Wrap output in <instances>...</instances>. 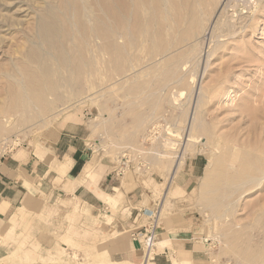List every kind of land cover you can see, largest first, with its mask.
<instances>
[{"label":"rangeland","instance_id":"1","mask_svg":"<svg viewBox=\"0 0 264 264\" xmlns=\"http://www.w3.org/2000/svg\"><path fill=\"white\" fill-rule=\"evenodd\" d=\"M43 1L62 29L53 42L66 45L76 77L47 95L50 107L46 99L47 108L40 103L25 111L10 99L13 92L22 94L18 81L36 70L24 57L28 50L49 51L38 45L35 28ZM36 2L0 0V158L67 128L87 148L90 173L110 170L122 183L154 189L166 202H187L197 217L202 255L200 263L173 258V264H264V178L248 183L251 175H264V0H209L199 28L188 22L169 31L159 8L153 18L136 14L126 28L113 21L115 0ZM220 17L235 22L232 37H225L233 30H225ZM51 51L57 54L58 47ZM66 72L71 74L60 70L62 77ZM119 166L124 172L117 174ZM180 184L186 189L180 191ZM43 210L35 222L46 229L50 216ZM33 222L30 217L26 225ZM161 240L156 237L155 245L168 242ZM70 247L75 264L105 262L77 243Z\"/></svg>","mask_w":264,"mask_h":264},{"label":"crops","instance_id":"2","mask_svg":"<svg viewBox=\"0 0 264 264\" xmlns=\"http://www.w3.org/2000/svg\"><path fill=\"white\" fill-rule=\"evenodd\" d=\"M66 129L0 158V264H75V243L103 256L105 262L94 264H173V258L200 263L197 217L187 202H166L154 189L122 183L110 170L90 173L87 148ZM44 208L50 216L46 229L35 222ZM155 211L156 237L168 242L145 258L138 233Z\"/></svg>","mask_w":264,"mask_h":264},{"label":"bare ground","instance_id":"3","mask_svg":"<svg viewBox=\"0 0 264 264\" xmlns=\"http://www.w3.org/2000/svg\"><path fill=\"white\" fill-rule=\"evenodd\" d=\"M32 1V0H31ZM34 2H36V0H33ZM8 2V1H7ZM221 2V1H220ZM245 2V1H244ZM255 2V0H254ZM253 2V3H254ZM258 2V1H257ZM37 3V2H36ZM52 3V1H51ZM91 3V2H90ZM100 3V2H99ZM115 3H116V11L114 10V12L111 13L112 15V18L114 19L113 21L116 22L117 24V27L119 25H121L122 23H127V22H130L131 20L133 21V18L136 14H139V15H142L144 14V19H147L149 18V16L151 15V17L153 18V14L156 12V9L159 8V12L163 18V22H165L166 24V29L169 31L171 30L173 27L175 28H179V27H182L183 25H185L186 23L190 22L188 25L194 30L195 28H199V24H201V20H202V17L203 15L205 14V9L206 7H208L207 5L210 4L209 3V0H115ZM224 3V2H223ZM7 4V3H6ZM40 4H44V6L48 7L47 3H45V1H43V3H40ZM54 4V3H53ZM111 4V3H110ZM113 4V3H112ZM31 5V4H30ZM35 5V4H33ZM32 5V6H33ZM37 5V4H36ZM233 5V4H232ZM256 5V4H255ZM38 6V5H37ZM107 6V5H106ZM246 6V5H245ZM42 8L43 10H41V15L40 17L38 16L37 18V23H36V31H37V34L36 36L38 37V39L40 38V42H37L38 45H47L49 51H46V54L43 55L40 53V51L38 49H29L28 52H27V55L24 56L26 57V59L30 62V63H33L35 64V68L36 70L33 72L32 70V73L31 74H25L24 75V78L21 80L18 81L19 83V87L20 89L22 90V94L21 95H18L16 96V93H12V96H11V106L16 108V106H20L23 110L25 109L26 110H34L36 109L37 107L39 108L40 103L43 104V102L45 101L46 104L47 102L49 101L47 95L50 94L51 95V98H52V91L56 90L57 88L60 89L59 87L64 88L65 87L63 85H66V87L68 85H70L71 81H73L75 79V74L73 73V66H72V63H71V57H70V53H69V50L67 49L66 45L63 43H54L56 42V40L54 39H59V37L61 36V33H62V29L61 27L59 26H55V23L52 21V19L54 20V16L51 15V12L52 10L51 9H48V8ZM84 7V6H83ZM82 7V10H84ZM27 8V7H26ZM36 8V6H35ZM34 8V9H35ZM233 8V7H232ZM38 9V8H37ZM37 9H35L36 11H38ZM244 9V8H243ZM242 9V10H243ZM31 10V9H30ZM73 10V9H72ZM90 10V8H89ZM143 13H142V11ZM234 10V9H233ZM19 11V10H18ZM23 11V10H22ZM40 11V10H39ZM67 11V10H66ZM87 11V10H85ZM228 11V10H227ZM91 12V11H90ZM103 12V11H102ZM35 13V12H34ZM92 13V12H91ZM90 13V14H91ZM223 13V12H222ZM87 14V13H85ZM110 14V13H109ZM158 14V13H157ZM216 14V13H215ZM218 14V13H217ZM234 15V13H232ZM245 14V12H244ZM252 14V13H251ZM31 15V14H30ZM92 15V14H91ZM101 15V14H100ZM149 15V16H148ZM231 15V14H229ZM236 15V14H235ZM240 15V14H239ZM250 15V14H248ZM247 15V16H248ZM1 16V15H0ZM12 16V14H11ZM68 16V14H67ZM217 16V15H216ZM222 16V15H221ZM232 16V15H231ZM241 16H242V13H241ZM240 16V17H241ZM9 17V15H8ZM7 17V18H8ZM219 17V16H218ZM229 17V16H228ZM233 17V16H232ZM246 17V16H245ZM249 17V16H248ZM221 18V17H220ZM223 18V17H222ZM221 18V19H222ZM28 19V18H27ZM89 19V18H88ZM157 19V18H156ZM227 19V18H226ZM234 19V18H233ZM239 18L237 17V20ZM242 19V18H241ZM244 19V17H243ZM8 20V19H7ZM10 20V19H9ZM36 20V19H35ZM231 20V19H230ZM89 21V20H88ZM222 22H224V20L222 19L221 20ZM229 21V20H227ZM232 21L231 20V24H229V22H227V24H224L225 25V30H233L232 32H223L225 37L228 35H234L235 33V28H234V23L232 24ZM14 22V21H13ZM113 22V23H114ZM221 22V23H222ZM243 22V20H242ZM246 22V21H245ZM68 23V22H67ZM110 23V22H109ZM216 23H218L216 21ZM220 23V22H219ZM218 23V25H219ZM238 23V22H237ZM241 23V22H239ZM247 23V22H246ZM111 24V23H110ZM214 24V23H213ZM244 24V22H243ZM32 25V24H31ZM81 25V24H80ZM88 25V24H87ZM206 25V24H205ZM236 25V24H235ZM239 25L241 26L242 24H238V28ZM69 26V25H67ZM113 26V25H112ZM128 26L130 27V24L127 23L125 24V27L128 28ZM214 26V25H213ZM236 26V27H237ZM247 26V25H246ZM212 27V25H211ZM219 27V26H218ZM221 27V26H220ZM219 27V28H220ZM245 27V26H244ZM86 28V27H85ZM216 28H217V25H216ZM222 28V27H221ZM220 28V30H221ZM69 29V28H67ZM213 29V28H212ZM222 29V30H224ZM244 29V28H243ZM187 30V29H186ZM215 30V28H214ZM218 30V32L220 31ZM230 30V31H231ZM71 32V31H70ZM213 32V31H212ZM221 32V31H220ZM194 33V32H193ZM215 33V32H214ZM211 34V36L215 35V34ZM222 33V34H223ZM237 33V32H236ZM239 33V32H238ZM241 33H243L241 31ZM206 34V33H205ZM237 35V34H236ZM31 36V35H30ZM217 36V35H216ZM222 37V35H220ZM98 37V36H96ZM120 37V35H119ZM232 37V36H230ZM95 38V37H94ZM99 38V37H98ZM97 38V39H98ZM217 37H215V40ZM95 39V40H97ZM52 40V41H51ZM71 41V39H68V41ZM100 40V38L98 39ZM119 40V39H118ZM133 40V39H132ZM219 40V39H218ZM216 41L217 44L220 43L219 41ZM225 40V39H224ZM227 40V39H226ZM54 41V42H53ZM59 41V40H58ZM212 41V40H211ZM223 39L221 40V43L224 44V41ZM81 42V41H80ZM79 42V44H80ZM220 43V45H221ZM37 45V47H39ZM27 46V45H26ZM68 46V45H67ZM52 47H58V53H54L51 51ZM96 48V47H95ZM102 48V47H101ZM27 50V49H26ZM57 50V48H56ZM74 50V49H73ZM71 52V51H70ZM172 52V51H171ZM72 53V52H71ZM165 56V54H163ZM23 56V55H21ZM94 58V57H93ZM24 59V58H23ZM22 60V59H21ZM52 60V61H51ZM51 61V62H50ZM24 63V62H23ZM20 65V64H19ZM85 66H87V64H84ZM65 70L68 68L71 72V74L69 75V73L64 75V77H62V74L60 73V70L61 69H64ZM93 68V67H92ZM23 69V68H22ZM27 71V70H26ZM31 71V70H30ZM89 71V70H88ZM15 72V70H14ZM17 73V72H16ZM60 74V75H59ZM74 82V81H73ZM10 85V84H9ZM57 89V90H58ZM63 89V90H64ZM10 91V90H9ZM215 91V90H214ZM222 91V90H221ZM65 92V91H64ZM63 92V93H64ZM227 94V93H226ZM225 94V96H226ZM54 95V94H53ZM216 95V94H215ZM220 95H221V92H220ZM222 96V95H221ZM47 97V98H46ZM87 97V96H86ZM216 97V96H215ZM51 98H50V101H51ZM57 98V97H56ZM90 98V97H89ZM48 99V101L46 100ZM55 99V98H54ZM59 99V98H58ZM198 99V98H197ZM219 99V98H217ZM49 101V102H50ZM44 102V103H45ZM48 102V103H49ZM198 103V102H197ZM51 104V102L48 104V106ZM43 106H45L43 104ZM51 106V105H50ZM49 106V107H50ZM42 107V106H41ZM46 107V106H45ZM47 108V107H46ZM43 110V109H42ZM41 113V112H40ZM9 116V114H8ZM194 123V121H193ZM192 125V124H191ZM193 126V125H192ZM190 132V130H189ZM192 137V134L189 135L188 139L190 141ZM181 139V138H180ZM185 139V138H184ZM166 142V141H165ZM164 143V142H163ZM171 143V142H170ZM168 143V144H170ZM233 145L231 146V149L233 147L237 148V150L239 151V145L237 143H232ZM172 145V144H171ZM174 145V144H173ZM170 146V145H169ZM173 147V146H172ZM171 147V148H172ZM234 150V149H233ZM232 150V151H233ZM236 150V149H235ZM234 150V151H235ZM232 152V155H233V158H237L238 156V152ZM181 152V151H180ZM240 152V151H239ZM229 153V152H228ZM179 157V156H178ZM232 158V157H231ZM183 159V158H182ZM227 160V159H225ZM231 160V159H229ZM178 160L176 161V163L178 164ZM182 162V161H180ZM227 161H225L226 163ZM257 162V161H256ZM230 163V166L231 167H234V163H237L235 162L233 159L229 162ZM228 163V164H229ZM245 164V163H244ZM249 165V164H247ZM176 166V165H175ZM258 166V165H257ZM228 169H231V167L229 168L228 166H226ZM241 167V166H240ZM243 167V165H242ZM241 167V168H242ZM240 168V170H241ZM251 168V167H250ZM256 168V167H255ZM259 168V166H258ZM227 169V170H228ZM244 169V167L242 168ZM174 170V169H173ZM250 170V169H249ZM260 170V169H259ZM175 171V170H174ZM232 171V170H231ZM238 171V170H237ZM240 172V171H239ZM250 174L248 173V176H250L252 174L251 170L249 171ZM175 173V172H174ZM231 173V172H230ZM229 171H228V175L230 174ZM246 173V175H247ZM173 174V173H172ZM242 174V173H241ZM239 174V175H241ZM244 174V173H243ZM254 175V174H253ZM251 175L249 178H250V181H248V183H250L252 180H256V182L258 181V183H260L262 181V179L264 178V175L263 176H253ZM247 176V177H248ZM174 177V176H173ZM243 176L241 175V178ZM235 178V177H233ZM170 180H171V177H170ZM231 180V179H229ZM228 181V180H227ZM232 181V180H231ZM230 181V182H231ZM229 182V181H228ZM233 182H238V180L235 178V181L233 180ZM245 182L247 183V181L245 180ZM242 183V182H241ZM233 184V183H232ZM116 192V191H115ZM157 244V243H156ZM176 264V262H175Z\"/></svg>","mask_w":264,"mask_h":264},{"label":"built area","instance_id":"4","mask_svg":"<svg viewBox=\"0 0 264 264\" xmlns=\"http://www.w3.org/2000/svg\"><path fill=\"white\" fill-rule=\"evenodd\" d=\"M123 169H124L123 167L119 166L118 171H116V173L120 174L124 172ZM156 219H157V211L154 212V215H152V217L146 223V225L142 227L141 232L138 233L139 237L142 239V246H143L145 258L154 254L156 236H157Z\"/></svg>","mask_w":264,"mask_h":264}]
</instances>
